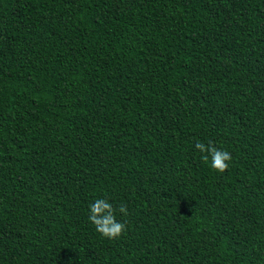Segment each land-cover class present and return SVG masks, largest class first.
<instances>
[{"label": "trees", "instance_id": "16d2710c", "mask_svg": "<svg viewBox=\"0 0 264 264\" xmlns=\"http://www.w3.org/2000/svg\"><path fill=\"white\" fill-rule=\"evenodd\" d=\"M0 264H264V0H0Z\"/></svg>", "mask_w": 264, "mask_h": 264}, {"label": "clouds", "instance_id": "9594fccd", "mask_svg": "<svg viewBox=\"0 0 264 264\" xmlns=\"http://www.w3.org/2000/svg\"><path fill=\"white\" fill-rule=\"evenodd\" d=\"M203 155L205 162L210 161V166L214 170L223 173L229 168V162L232 160L230 152L218 149L212 141L207 144L197 142L195 144ZM120 214L128 215L126 205L119 206ZM117 209L107 199L98 198L89 205V220L95 226V229L102 236L109 239L119 238L126 231V224L117 220Z\"/></svg>", "mask_w": 264, "mask_h": 264}]
</instances>
